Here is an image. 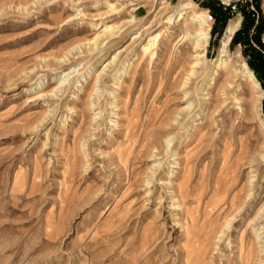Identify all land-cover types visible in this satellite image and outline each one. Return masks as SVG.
<instances>
[{"label": "rangeland", "instance_id": "1", "mask_svg": "<svg viewBox=\"0 0 264 264\" xmlns=\"http://www.w3.org/2000/svg\"><path fill=\"white\" fill-rule=\"evenodd\" d=\"M249 1L244 28L220 0H0V264H243L244 228L219 242L204 220L224 140L232 159L239 138L264 143Z\"/></svg>", "mask_w": 264, "mask_h": 264}, {"label": "bare ground", "instance_id": "2", "mask_svg": "<svg viewBox=\"0 0 264 264\" xmlns=\"http://www.w3.org/2000/svg\"><path fill=\"white\" fill-rule=\"evenodd\" d=\"M192 9L193 4L191 2L181 1L176 7L175 13L180 18L182 13L191 12ZM202 13H204V16L197 19L196 25L199 28L206 26L207 29L206 31L201 29L194 32L197 35L196 42L205 46L209 31V26H207V19L209 18L206 12ZM171 19L172 16L169 21ZM238 26V18L229 22L226 36L220 44L219 57L225 54L226 43ZM221 64L222 62L219 61L217 67ZM244 78L251 90L248 113L249 117L253 119L259 110L257 104L261 99V94L249 71L245 72ZM237 143L238 154L237 157L232 159L233 151L237 146L226 139L223 142L215 192L211 197V203L206 207L204 225L206 236H215L219 242L231 233L232 225L243 227L244 229L238 235L236 251L240 263L249 264L252 259L257 258L259 254L264 252V203L261 206L259 205L258 208L255 207L256 202L260 200L263 193V186L258 175V166L264 161V143L258 147L242 138H239ZM242 169H246L247 172L243 174ZM213 212H215V216L212 215Z\"/></svg>", "mask_w": 264, "mask_h": 264}, {"label": "trees", "instance_id": "3", "mask_svg": "<svg viewBox=\"0 0 264 264\" xmlns=\"http://www.w3.org/2000/svg\"><path fill=\"white\" fill-rule=\"evenodd\" d=\"M222 6V5H221ZM255 6L258 7V0H256ZM222 8L228 12H232L231 9L229 8H225L222 6ZM236 9H239V13L242 14L243 16V27L246 28L248 27L250 21L251 16L253 15L251 13V11H248L249 9V4H246L244 8L240 6H238ZM246 11H248V13H246ZM235 38V37H234ZM252 39L259 44L258 38L257 36H253ZM254 60L251 63V68L254 70V72L256 73L257 77L259 78V80L261 82H263V87H264V57H262L260 55V53L254 51ZM263 113H264V103H263Z\"/></svg>", "mask_w": 264, "mask_h": 264}, {"label": "built area", "instance_id": "4", "mask_svg": "<svg viewBox=\"0 0 264 264\" xmlns=\"http://www.w3.org/2000/svg\"><path fill=\"white\" fill-rule=\"evenodd\" d=\"M250 2L249 0H220V3L223 7L231 9L235 12L236 8L241 4Z\"/></svg>", "mask_w": 264, "mask_h": 264}]
</instances>
